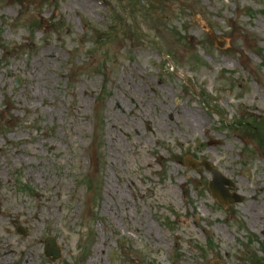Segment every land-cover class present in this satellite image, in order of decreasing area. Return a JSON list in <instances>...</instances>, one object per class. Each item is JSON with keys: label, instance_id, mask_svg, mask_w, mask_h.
Returning <instances> with one entry per match:
<instances>
[{"label": "rangeland", "instance_id": "374dc122", "mask_svg": "<svg viewBox=\"0 0 264 264\" xmlns=\"http://www.w3.org/2000/svg\"><path fill=\"white\" fill-rule=\"evenodd\" d=\"M258 260L264 0H0V264Z\"/></svg>", "mask_w": 264, "mask_h": 264}, {"label": "water", "instance_id": "95a60500", "mask_svg": "<svg viewBox=\"0 0 264 264\" xmlns=\"http://www.w3.org/2000/svg\"><path fill=\"white\" fill-rule=\"evenodd\" d=\"M20 81L17 80L16 88L20 86ZM197 168V164L193 165ZM200 166H203L207 172L211 174L213 180L210 182L208 188H210V192L214 199L218 200L224 207L229 206L230 204H240L242 202V197H237L235 194H229L230 190H233L232 184L225 180L223 176H221L217 170L212 169L209 165L205 162L202 163ZM227 187V188H226ZM45 256L50 258L51 261L56 260L59 258V250H57L55 246V240L47 239L45 241Z\"/></svg>", "mask_w": 264, "mask_h": 264}, {"label": "bare ground", "instance_id": "6f19581e", "mask_svg": "<svg viewBox=\"0 0 264 264\" xmlns=\"http://www.w3.org/2000/svg\"><path fill=\"white\" fill-rule=\"evenodd\" d=\"M46 53V52H45ZM38 66V62L35 61L33 62V64L31 65L30 69H29V75L33 78L35 75H38V73H36V67ZM183 120L186 123V125L189 128H193L196 125H200L202 123V121H200V119L190 115V114H183Z\"/></svg>", "mask_w": 264, "mask_h": 264}, {"label": "flooded vegetation", "instance_id": "af4514ba", "mask_svg": "<svg viewBox=\"0 0 264 264\" xmlns=\"http://www.w3.org/2000/svg\"><path fill=\"white\" fill-rule=\"evenodd\" d=\"M259 263H262L261 261ZM263 264V263H262Z\"/></svg>", "mask_w": 264, "mask_h": 264}]
</instances>
